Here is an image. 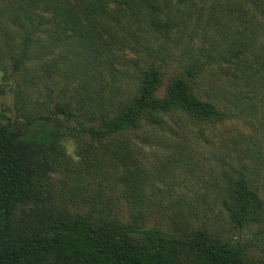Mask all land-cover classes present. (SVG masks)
Returning a JSON list of instances; mask_svg holds the SVG:
<instances>
[{
    "label": "rangeland",
    "instance_id": "1",
    "mask_svg": "<svg viewBox=\"0 0 264 264\" xmlns=\"http://www.w3.org/2000/svg\"><path fill=\"white\" fill-rule=\"evenodd\" d=\"M103 2L107 10L91 14L103 22L94 38L39 31L41 41L32 46L37 57L18 71L10 58L20 31L0 13V121L12 118L17 129L33 115H48L50 135L61 132L45 198L26 206L89 211L96 220L104 212L110 221L143 218L166 235L200 226L240 241L248 263L263 261L264 54L245 59V45L238 59L228 53L245 36L264 48V0H163L156 11L141 6L135 15ZM245 7L254 34L245 33ZM156 15L167 27L156 25ZM256 64H263L255 67L263 77L247 81L245 69ZM150 67L163 76L156 95L164 94L170 77L182 76L219 114L195 118L173 108L156 125L97 139L79 134L99 124L112 104L131 99ZM56 100L72 103V118L53 113ZM237 180H246L254 194L242 226L234 224L230 207Z\"/></svg>",
    "mask_w": 264,
    "mask_h": 264
},
{
    "label": "trees",
    "instance_id": "2",
    "mask_svg": "<svg viewBox=\"0 0 264 264\" xmlns=\"http://www.w3.org/2000/svg\"><path fill=\"white\" fill-rule=\"evenodd\" d=\"M103 1L107 0H0V13L15 22L20 31L18 52L10 58L13 71L37 57L32 46L41 41L39 31L52 37L58 32L88 41L94 38L103 22L91 14L107 10ZM113 1L124 12L130 9L135 15L141 6L156 11L163 0ZM155 20L159 28L167 27L168 20L157 15ZM251 23L254 20L246 9L245 33H256ZM252 40L245 36V41L232 45L230 58H240L244 45L245 59L260 51L264 54V48H254ZM259 65L263 66L256 64L245 69L247 81L263 77L255 68ZM162 82L158 69L143 70L134 96L112 104L99 124L90 123L86 129L78 130L79 134L97 139L130 132L142 124L156 125L162 113L173 108L183 109L195 118L219 114L216 105L198 97L184 77H170L164 94L158 96L156 90ZM71 107L68 100H56L52 111L69 119L73 116ZM49 118L33 115L17 129L12 118L0 121V264H264V260L248 263L240 241L224 239L200 226L188 228L183 234L166 235L156 226L147 225L143 218L110 221L104 212L96 220L89 211L59 213L38 204L26 206L44 200L50 157L60 145L61 132L56 130L50 135ZM43 126L48 129L41 131ZM253 199L246 180H237L230 206L235 225L246 223L252 214Z\"/></svg>",
    "mask_w": 264,
    "mask_h": 264
}]
</instances>
